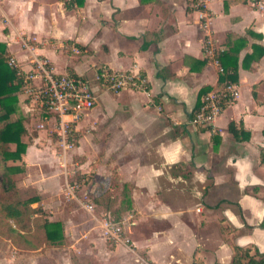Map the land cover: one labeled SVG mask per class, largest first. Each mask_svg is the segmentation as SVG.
I'll return each instance as SVG.
<instances>
[{
    "label": "crops",
    "instance_id": "0c3cea01",
    "mask_svg": "<svg viewBox=\"0 0 264 264\" xmlns=\"http://www.w3.org/2000/svg\"><path fill=\"white\" fill-rule=\"evenodd\" d=\"M206 37L216 53L236 51L224 62L236 66L238 94L199 127L191 114L219 84L217 65L203 53ZM0 42L23 69L44 56L53 71L84 75L92 89L100 65L145 78L144 89H93L95 104L60 157L48 150L59 147L42 129L21 155L23 184L47 218L61 222V242L53 245L62 264H240L232 261L236 247L264 253V7L235 0H207L202 9L186 0H0ZM40 135L48 145H36ZM74 159L132 199L129 242L106 240L83 210L77 216L61 199L59 170L63 182Z\"/></svg>",
    "mask_w": 264,
    "mask_h": 264
},
{
    "label": "built area",
    "instance_id": "2783aa9c",
    "mask_svg": "<svg viewBox=\"0 0 264 264\" xmlns=\"http://www.w3.org/2000/svg\"><path fill=\"white\" fill-rule=\"evenodd\" d=\"M254 8L264 7L262 0H243ZM207 0H194L197 9L206 6ZM204 25L206 23L204 22ZM203 53L215 63L218 72H222L216 46L212 39L206 37ZM20 76L21 92L26 96L25 103L29 111V122L34 129L46 130L53 135L57 146L64 152L70 149L76 140V123L96 101V95L90 83L80 74L71 72H55L49 60L44 56H33L30 66L23 69L14 58L8 59ZM93 80L110 90L121 88L144 89L145 78L136 70L111 69L100 65L93 74ZM238 94L236 82L228 79L204 92L200 102L191 114L190 121L196 126L207 127L221 110V102L225 98L231 102ZM69 178V172L63 175V195L74 201L94 222L101 236L113 242L127 243L126 237L132 214L127 212L115 220L108 212L97 215L94 202L86 194L76 193L77 184ZM143 264H150L139 258Z\"/></svg>",
    "mask_w": 264,
    "mask_h": 264
},
{
    "label": "trees",
    "instance_id": "16d2710c",
    "mask_svg": "<svg viewBox=\"0 0 264 264\" xmlns=\"http://www.w3.org/2000/svg\"><path fill=\"white\" fill-rule=\"evenodd\" d=\"M193 1L186 0L190 4ZM235 52L233 49L225 52L217 51V58L222 66V72L218 76L219 83L225 79L235 82V64L227 65L224 62L225 56L233 57ZM9 56L10 53L5 44L0 42V233H4L13 246L34 249L59 242L62 236V225L58 220L47 218L41 204L37 201L36 193L25 198L19 196V186L11 173L19 170V167L17 164L7 162L21 158L20 153L24 150L25 143L20 140V135L25 132L23 121L28 117L11 118L16 110L18 93L21 94L22 101L26 99V96L21 92L20 76L13 66L7 63ZM227 103L228 100L224 98L220 103L221 107ZM227 129L232 133L236 132L232 121L228 122ZM9 141L15 142L13 149L8 148L7 142ZM259 156L260 161L264 163L263 150L260 151ZM119 197L121 199L117 208L115 207L112 211L106 210L115 220L124 216L127 211H132V199L128 193L122 189ZM32 202L36 204L31 206ZM260 225H264V220L260 222ZM242 258H244L243 262H241ZM232 261L240 264H264V253L249 254L246 248L236 247Z\"/></svg>",
    "mask_w": 264,
    "mask_h": 264
},
{
    "label": "rangeland",
    "instance_id": "374dc122",
    "mask_svg": "<svg viewBox=\"0 0 264 264\" xmlns=\"http://www.w3.org/2000/svg\"><path fill=\"white\" fill-rule=\"evenodd\" d=\"M8 59H7V63H8ZM82 76L86 78L84 75ZM100 88L101 86L99 84H94L93 86V89L96 94H97V90ZM21 98H22L21 94L18 93V99L16 103V108H15L16 110L11 116L12 119L16 118L17 116H24L23 115L24 108L22 106ZM23 124L25 125V132L20 135V140L25 143V147H26L28 143L33 142L31 137L35 136L36 129L32 128L33 122L31 121L30 122L23 121ZM44 131L46 132V130ZM37 144H39L40 146H42V144L48 145L44 137H42V135H40V139L36 141V145ZM7 146L8 148L13 149L15 146V142L9 141L7 142ZM48 150L50 152L55 153L57 158L62 155L61 150L59 149L55 150L49 146ZM24 151H25V148L20 153V155H22ZM82 157L85 159V155H82V156L77 155L78 160H80ZM60 159L59 161H57V163H59L61 166L62 163H60ZM78 160L76 159H74L73 161L68 160L67 165H65L66 170H67L66 172H69V178H72L73 180L76 181V184H77L76 193H79V194L84 193L93 202L95 201L94 211L97 215L104 213L106 210L112 211L115 207L117 208L121 197H119L120 195H117L115 193L114 188L112 189L113 185H110L109 177L104 178L102 173L93 174L91 171V168H89V165H87L86 163H84L85 165H80L79 167L78 166L79 164L78 165L75 164V162H77ZM7 162L9 164H17V166L19 167V170L11 172L13 177L16 180V183L19 186V193H20L19 196L21 198H25L26 196L33 194L34 190L29 185L23 184L24 177H25L24 175L26 172L23 161H21L20 159H15V160H8ZM41 167L45 168L44 165ZM61 175L62 173L59 170L61 199L63 201L71 203L69 205L74 206L75 214H77V216L78 214H81L79 216H82V209L74 201L67 200L65 196L63 195L62 193L63 182L61 181ZM96 180L98 181L97 183H95V188H94L93 182H95ZM34 205L35 204L31 206H34ZM123 212H125V210ZM10 242L11 241L9 240V238H7L5 234L1 232L0 233V264H57L59 257H60L59 264L63 263V260L61 257L62 254L60 252L61 248L59 247L60 249L59 248L54 249L55 248L54 246L56 245L46 244L38 248L29 249V248L17 247L16 245L13 246L12 243ZM60 242L61 241L59 240V243ZM58 246H60V244ZM49 252H51L50 254L52 255V259L49 258ZM40 253H42V256L39 255Z\"/></svg>",
    "mask_w": 264,
    "mask_h": 264
}]
</instances>
